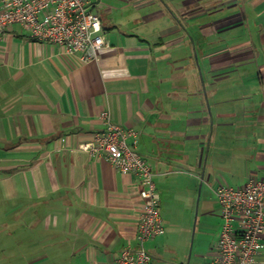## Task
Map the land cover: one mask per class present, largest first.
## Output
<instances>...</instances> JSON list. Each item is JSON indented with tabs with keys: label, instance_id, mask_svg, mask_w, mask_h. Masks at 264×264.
Masks as SVG:
<instances>
[{
	"label": "crops",
	"instance_id": "crops-1",
	"mask_svg": "<svg viewBox=\"0 0 264 264\" xmlns=\"http://www.w3.org/2000/svg\"><path fill=\"white\" fill-rule=\"evenodd\" d=\"M88 1L95 59L0 34V263L116 264L136 246L138 177L79 147L108 110L154 173L149 264H206L222 220L213 194L195 221L197 187L264 179V0Z\"/></svg>",
	"mask_w": 264,
	"mask_h": 264
},
{
	"label": "built area",
	"instance_id": "built-area-1",
	"mask_svg": "<svg viewBox=\"0 0 264 264\" xmlns=\"http://www.w3.org/2000/svg\"><path fill=\"white\" fill-rule=\"evenodd\" d=\"M17 24L35 41L62 48L81 62L95 59L107 47L99 16L88 0H0V34ZM103 129L79 147L122 173L135 174L141 185L135 247H124L116 264H149L144 243L163 234L159 196L149 164L135 150L137 134L99 113ZM222 220L214 256L206 264H264L260 243L264 231V179L252 177L240 187L219 184L213 189Z\"/></svg>",
	"mask_w": 264,
	"mask_h": 264
},
{
	"label": "rangeland",
	"instance_id": "rangeland-1",
	"mask_svg": "<svg viewBox=\"0 0 264 264\" xmlns=\"http://www.w3.org/2000/svg\"><path fill=\"white\" fill-rule=\"evenodd\" d=\"M209 185L206 182H203L201 187H197V193H196V199H197V206H196V215H195V221L197 219V221H202V219L200 218L202 215V211L204 206L209 208L210 210H213V205H214V196L213 193L211 191V189H209L210 187H208ZM208 189V190H207ZM206 196L209 198L207 199ZM4 208V203L0 202V210ZM207 225V235L208 237L211 236V230L208 228H212L209 227L208 224H210L209 222L206 223ZM4 229H2L0 227V255H1V249L3 247V243L5 241V237L6 234L4 233ZM1 264V263H0Z\"/></svg>",
	"mask_w": 264,
	"mask_h": 264
}]
</instances>
